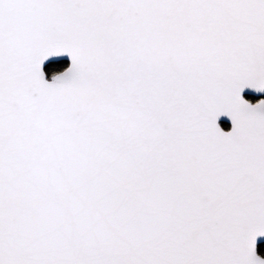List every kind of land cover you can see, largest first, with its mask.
<instances>
[{"label": "snow or ice", "instance_id": "6c2138e0", "mask_svg": "<svg viewBox=\"0 0 264 264\" xmlns=\"http://www.w3.org/2000/svg\"><path fill=\"white\" fill-rule=\"evenodd\" d=\"M245 90L264 0H0V264H264Z\"/></svg>", "mask_w": 264, "mask_h": 264}, {"label": "water", "instance_id": "95a60500", "mask_svg": "<svg viewBox=\"0 0 264 264\" xmlns=\"http://www.w3.org/2000/svg\"><path fill=\"white\" fill-rule=\"evenodd\" d=\"M61 61H66L67 64L69 63L67 57L63 58ZM243 96H244L245 99H246V97H254V98H259L260 99L261 97L264 96V93L257 94V93H254L251 90H245V92L243 93ZM222 123L229 125V128H230V124H229V122H228V120L226 118H221L220 124H222ZM225 131H227V130H225Z\"/></svg>", "mask_w": 264, "mask_h": 264}, {"label": "trees", "instance_id": "16d2710c", "mask_svg": "<svg viewBox=\"0 0 264 264\" xmlns=\"http://www.w3.org/2000/svg\"><path fill=\"white\" fill-rule=\"evenodd\" d=\"M59 63H60L61 65H63V66H67V62H66V61H59ZM261 98H264V96L261 97ZM261 98H260V99H261ZM246 99L249 100V101H251V102H253V103H255L259 98L246 97ZM221 126L224 128V130H227V129L229 128V125L224 124V123H222Z\"/></svg>", "mask_w": 264, "mask_h": 264}, {"label": "bare ground", "instance_id": "6f19581e", "mask_svg": "<svg viewBox=\"0 0 264 264\" xmlns=\"http://www.w3.org/2000/svg\"><path fill=\"white\" fill-rule=\"evenodd\" d=\"M228 129H229V128H228ZM228 129H227V130H228Z\"/></svg>", "mask_w": 264, "mask_h": 264}]
</instances>
